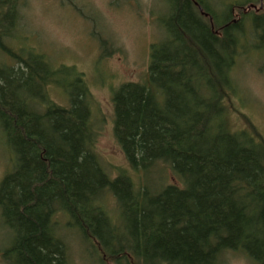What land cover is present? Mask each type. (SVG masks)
<instances>
[{
    "label": "trees",
    "instance_id": "1",
    "mask_svg": "<svg viewBox=\"0 0 264 264\" xmlns=\"http://www.w3.org/2000/svg\"><path fill=\"white\" fill-rule=\"evenodd\" d=\"M16 2L0 0L6 21ZM210 5L171 0L148 83L123 84L113 96L114 134L130 167L145 180L167 165L179 185L137 188L106 173L92 150L87 89L69 71L31 54L17 70L0 67V130L15 159L0 208L14 264H70L57 237L60 215L114 264H218L228 252L264 264V142L226 124L243 38L263 47L264 16L236 20L227 10L221 20ZM52 81L66 90L67 106L47 98ZM27 89L36 94L22 98Z\"/></svg>",
    "mask_w": 264,
    "mask_h": 264
},
{
    "label": "rangeland",
    "instance_id": "2",
    "mask_svg": "<svg viewBox=\"0 0 264 264\" xmlns=\"http://www.w3.org/2000/svg\"><path fill=\"white\" fill-rule=\"evenodd\" d=\"M170 2L17 0L15 17L6 21L1 16L5 9H1L0 14V67L17 70L22 56L38 55L53 71L63 68L73 78L80 79L88 93L94 132L92 150L106 173L112 178L125 175L137 188L146 183L157 191L168 185H179V179L163 164L152 169L145 180L142 173L130 167L114 134L113 96L123 84L148 83L152 49L168 36L161 21L169 16ZM210 2L211 10L219 17L229 10L234 19L243 20L244 9L249 10V4L257 8L251 9V14L246 16H264V0ZM246 21L249 20L246 18ZM243 40L232 70L237 92L226 100V124L232 133H250L264 142V43L257 49L255 39ZM61 82L66 83L64 75ZM45 92L50 101L68 105L66 90L54 81L48 83ZM35 94L27 89L22 92V98H31ZM13 154L5 133L0 130V182L15 170ZM104 205L116 219L115 200L107 197ZM2 220L0 213V250H7L12 246L13 237ZM67 221L64 215L55 219L57 237L67 248L70 264H114L104 257L96 243L86 242L70 229ZM3 257L0 264H14ZM218 264L255 263L241 252H228L220 257Z\"/></svg>",
    "mask_w": 264,
    "mask_h": 264
},
{
    "label": "flooded vegetation",
    "instance_id": "3",
    "mask_svg": "<svg viewBox=\"0 0 264 264\" xmlns=\"http://www.w3.org/2000/svg\"><path fill=\"white\" fill-rule=\"evenodd\" d=\"M233 6H235V4H233ZM249 10H245L244 9V18H247L248 16H246V15H250L251 13H249V11L251 10V9H254V10H256V6L254 5V4H249ZM262 8V6L260 7V9ZM248 12V13H247ZM258 14H253V15H251V16H257ZM5 180V179H4ZM3 183V180L0 182V185ZM3 211L1 210V208H0V213H1V216H2V219H3V213H2ZM3 221V225L5 224L4 223V219L2 220ZM6 226V225H5ZM12 243V242H11ZM12 247V246H11ZM11 250V248H9V249H7V250H0V260H1V258L3 257L4 258V260H6V261H12V258L10 257L11 255H9V251ZM11 258V259H10Z\"/></svg>",
    "mask_w": 264,
    "mask_h": 264
}]
</instances>
